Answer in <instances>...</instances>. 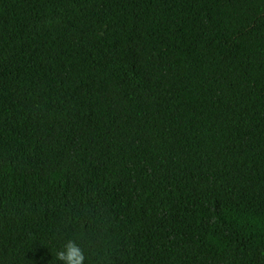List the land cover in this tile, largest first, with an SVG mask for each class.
I'll return each mask as SVG.
<instances>
[{
  "label": "trees",
  "instance_id": "trees-1",
  "mask_svg": "<svg viewBox=\"0 0 264 264\" xmlns=\"http://www.w3.org/2000/svg\"><path fill=\"white\" fill-rule=\"evenodd\" d=\"M264 264V0H0V264Z\"/></svg>",
  "mask_w": 264,
  "mask_h": 264
},
{
  "label": "clouds",
  "instance_id": "clouds-1",
  "mask_svg": "<svg viewBox=\"0 0 264 264\" xmlns=\"http://www.w3.org/2000/svg\"><path fill=\"white\" fill-rule=\"evenodd\" d=\"M56 259L62 264H84L85 256L82 249L73 240H69L57 252Z\"/></svg>",
  "mask_w": 264,
  "mask_h": 264
}]
</instances>
